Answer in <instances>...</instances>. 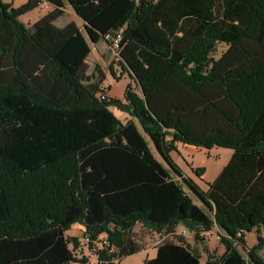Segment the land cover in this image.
<instances>
[{
	"label": "trees",
	"instance_id": "trees-1",
	"mask_svg": "<svg viewBox=\"0 0 264 264\" xmlns=\"http://www.w3.org/2000/svg\"><path fill=\"white\" fill-rule=\"evenodd\" d=\"M47 1L24 23L39 0H0V264L84 263L63 233L72 223L113 246L102 264L141 248L135 223L163 234L142 264H264V235L243 238L264 227V0ZM64 3L81 27L53 23ZM117 30L128 81L102 98L88 41L110 52ZM176 141L231 153L202 188L170 156ZM177 225L195 242L216 226L223 250L202 246L201 261L170 236Z\"/></svg>",
	"mask_w": 264,
	"mask_h": 264
},
{
	"label": "rangeland",
	"instance_id": "rangeland-1",
	"mask_svg": "<svg viewBox=\"0 0 264 264\" xmlns=\"http://www.w3.org/2000/svg\"><path fill=\"white\" fill-rule=\"evenodd\" d=\"M219 48H222V46H219ZM107 56L109 57L108 53H107ZM108 57H107L108 63H106L103 67V72L106 75L105 77L107 79H109V78L113 79V76L109 73L108 67H107L108 64L110 63L111 68H112V66L115 67L113 70L114 75L121 78V80L119 82L118 81L116 82V84H117L116 86H120V83L123 84V83L127 82L128 79H127L126 75L118 73V68H117L116 62H114V59L111 56L109 58ZM116 86H114L113 88L117 91L116 94H118L119 90H118V87H116ZM230 151H231V149L229 147L212 145L208 148L202 147L198 151V153L195 152L191 158L192 164L188 163V161L183 157L175 156V159L177 162L176 164L178 166H180L181 169H183V171L186 174L191 176L194 179V181L200 187L205 188L206 182L211 181L216 176V173L218 172L216 170H217V168H219L218 165L224 159L228 158ZM189 165H191V166L202 165L204 168L203 172L201 173L200 176H197L191 171ZM194 201H196V200H194ZM216 233H217L216 228H213L210 232H204L202 234L199 233L201 238H199L200 240H198L199 246L200 247L205 246L207 248V252H210L214 256L218 255L223 250V245L219 241ZM257 234L264 235V227H260V228H258V230H256L255 228H252L249 231H245L243 233V238H244L245 244L247 246L252 245L256 241V235ZM132 235H133L135 241L137 243H139L141 247H144V246L155 245V243L159 239L162 238L163 234L149 230L147 228L142 227L140 224L135 223L132 227ZM177 235L181 236V238L183 239L184 242H187L188 244L193 243V236H192L191 232H189L187 230L182 231L180 227H175L174 231L172 232V234H170V236L175 238ZM70 236H74L76 238V241L79 240L78 236H75V235H70ZM70 236H68V237H70ZM71 241H73V240H71ZM260 252L264 256V247L260 249ZM71 253H72V251H71ZM72 255H73V253H72ZM74 256L79 257V256H76L75 254H74ZM205 256H206V253L202 250L200 253V260L202 261L205 258ZM91 259H92V254L90 251V253L88 252L86 254V261L84 263L75 262V264H89L88 261Z\"/></svg>",
	"mask_w": 264,
	"mask_h": 264
},
{
	"label": "crops",
	"instance_id": "crops-1",
	"mask_svg": "<svg viewBox=\"0 0 264 264\" xmlns=\"http://www.w3.org/2000/svg\"><path fill=\"white\" fill-rule=\"evenodd\" d=\"M3 1L9 3L11 6H18L26 0H3ZM51 8H52V4L48 1L45 3H38L37 5L32 7L31 9L20 14L18 16V18L24 23H30ZM69 20H73L76 25L81 27V19L74 13V11L72 10L71 6L68 3H64L62 13L59 14L53 20V23L55 25L60 26ZM88 45H89V52L85 58L86 63L88 64L89 67L93 63H96L103 70L104 65L106 63H108L107 53L109 54V57L111 56L110 52L107 49L105 42L104 41H98L97 43H92V42L88 41ZM105 76H104V79L102 80V83L106 86L107 93L110 96L121 98L124 83L123 84L120 83V86H116L117 85L116 82L117 81L119 82L121 80V78H119L117 80L114 78L113 79L112 78L107 79ZM114 86L118 87V90H119L118 94H116L117 91L113 88ZM110 109L121 121H125L127 118H129V115L125 111L119 110V109L115 108L114 106H111ZM175 147H176V150H171L169 152L172 159L176 162L175 156L183 157L190 164H192V159H191L192 155L195 152L198 153V151L202 148L199 146H194L192 144L182 143L180 141L175 142ZM230 153H231V151H230ZM230 153H229V155H230ZM226 160L227 159H224L218 165L219 168H217L216 171L220 170V168L226 162ZM176 227L182 228L180 225H177ZM212 228H216V226L213 225ZM82 229H83V227L80 224L72 223L63 231V233L66 236L75 235V236L80 237V235L82 234ZM190 245L197 247L201 253L202 250L200 249L198 242H195L193 240V243H191ZM154 253H155V245L144 246V247H141L139 250H137L133 253H130L128 255L123 256L122 258L118 259L116 262H113L111 264H142V259L144 257H151L154 255ZM72 264H75V262H72Z\"/></svg>",
	"mask_w": 264,
	"mask_h": 264
},
{
	"label": "built area",
	"instance_id": "built-area-1",
	"mask_svg": "<svg viewBox=\"0 0 264 264\" xmlns=\"http://www.w3.org/2000/svg\"><path fill=\"white\" fill-rule=\"evenodd\" d=\"M45 2H47V0H39V3H45ZM119 38H120V32H119V30H117L110 39L109 49H110L111 57L114 60L117 59ZM101 87H105V85H103V83H102ZM97 94L99 97H102V98L104 96L108 95L106 89L99 91ZM212 229L213 228L211 227L208 230L201 231V233L210 232ZM216 229H217V227H216ZM181 230L185 231V229L183 227L181 228ZM217 236H218V234H217ZM68 248L72 251L73 256L75 254L76 256H79V257H81V256L86 257V254L88 252L90 253V251H91L92 259L88 261L89 264H102L101 263L102 261L98 258V250L99 249H103L107 253H113V246L107 242L106 237L102 234L97 235L94 239H89L86 235L81 234L79 237V240H77L76 242L71 241V240L68 241ZM117 258L118 257L116 255H113L110 258V261L112 263L116 262Z\"/></svg>",
	"mask_w": 264,
	"mask_h": 264
}]
</instances>
